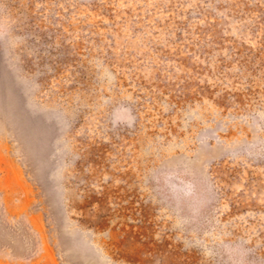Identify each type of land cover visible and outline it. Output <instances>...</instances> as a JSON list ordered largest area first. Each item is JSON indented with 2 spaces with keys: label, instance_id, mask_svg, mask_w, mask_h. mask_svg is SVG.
<instances>
[{
  "label": "rangeland",
  "instance_id": "374dc122",
  "mask_svg": "<svg viewBox=\"0 0 264 264\" xmlns=\"http://www.w3.org/2000/svg\"><path fill=\"white\" fill-rule=\"evenodd\" d=\"M0 264H264V0H0Z\"/></svg>",
  "mask_w": 264,
  "mask_h": 264
}]
</instances>
